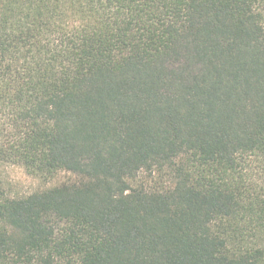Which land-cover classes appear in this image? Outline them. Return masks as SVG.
<instances>
[{"label":"trees","instance_id":"trees-1","mask_svg":"<svg viewBox=\"0 0 264 264\" xmlns=\"http://www.w3.org/2000/svg\"><path fill=\"white\" fill-rule=\"evenodd\" d=\"M0 264H264V0H0Z\"/></svg>","mask_w":264,"mask_h":264},{"label":"rangeland","instance_id":"rangeland-1","mask_svg":"<svg viewBox=\"0 0 264 264\" xmlns=\"http://www.w3.org/2000/svg\"><path fill=\"white\" fill-rule=\"evenodd\" d=\"M0 180L13 195L28 194L43 186L40 180L13 164L0 163Z\"/></svg>","mask_w":264,"mask_h":264}]
</instances>
